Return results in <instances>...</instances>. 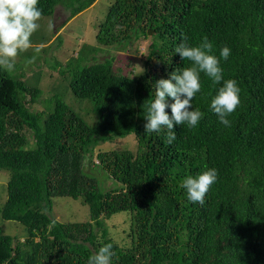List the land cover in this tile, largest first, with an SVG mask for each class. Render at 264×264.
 Returning a JSON list of instances; mask_svg holds the SVG:
<instances>
[{"label":"trees","instance_id":"trees-1","mask_svg":"<svg viewBox=\"0 0 264 264\" xmlns=\"http://www.w3.org/2000/svg\"><path fill=\"white\" fill-rule=\"evenodd\" d=\"M97 1L39 0L38 7L41 19L63 8L68 23ZM96 30L95 44L67 62L51 67L38 55L42 68L33 75L19 72L21 63L12 72L0 68V170L11 174L0 215L24 230L18 237L0 227V264H88L107 243L116 253L112 264H264V0H115ZM205 37L217 57L224 46L231 50L220 60L223 80L201 73L192 108L203 118L194 128L175 125L168 143V129L145 130L155 82L190 67L175 48ZM142 38L149 41L143 71L133 77L115 71L113 57L93 59ZM31 40L20 54L30 59L54 45L40 28ZM48 68L85 111L53 84L44 97L39 79ZM228 79L238 82L241 104L225 127L211 102ZM130 135L135 151L100 148ZM211 168L218 179L204 203L189 201L182 181ZM56 197L80 200L91 220L57 221ZM122 212L130 223L125 244L106 227Z\"/></svg>","mask_w":264,"mask_h":264},{"label":"clouds","instance_id":"clouds-1","mask_svg":"<svg viewBox=\"0 0 264 264\" xmlns=\"http://www.w3.org/2000/svg\"><path fill=\"white\" fill-rule=\"evenodd\" d=\"M38 5L39 0H0V68L8 72L14 71L16 58L33 47L31 37L39 29L38 22L42 18V9ZM35 51L38 53L40 48L37 47ZM230 51L229 47L224 46L220 57H217L213 54L212 43L206 37L197 46L180 43L175 52L182 60L190 61L191 66L169 73V78H161L155 82V99L150 103L145 118L146 132H159L161 128H166L169 130L168 143H171L176 139L173 131L175 125L196 127L203 118L199 109L192 108L193 98L201 91L200 75L204 73L219 84L223 80L220 60L226 61ZM35 60L36 56H33L26 62L32 64ZM240 92L238 82L228 79L223 82L211 102L219 123L225 127L231 126L228 117L241 104ZM169 98L173 103H169ZM169 108L171 116L166 111ZM217 179V170L211 168L195 178L186 177L181 186L186 190L189 201L203 204L206 194ZM115 255L113 245L107 243L89 257L88 264H112Z\"/></svg>","mask_w":264,"mask_h":264},{"label":"rangeland","instance_id":"rangeland-1","mask_svg":"<svg viewBox=\"0 0 264 264\" xmlns=\"http://www.w3.org/2000/svg\"><path fill=\"white\" fill-rule=\"evenodd\" d=\"M114 1L115 0H98L93 6L71 19L68 23H66L68 13L65 12L63 8L57 7L53 17L43 18L38 22L40 23L39 28L43 32H48V34H51V37L54 38V45L52 48H48L45 51L36 54V58H40V56L43 57L44 59H40V61H43L45 64H48L52 67L55 60H59L62 63L67 62L84 46H93V44H95L97 33L96 24L105 18L110 5ZM64 23L66 24L63 26ZM61 27L62 29H60ZM148 43V40L142 38V40L139 39V41H133L126 48H123L125 45L112 48L113 51L111 54L107 52L95 54L93 55V59H95L97 62H104L106 59L113 57L115 71H121L122 74L133 77L143 71V61L145 60L143 55H146L144 52L146 49V44ZM29 59L30 57H27L26 54L20 55L16 58L15 63H21L19 72L24 69L27 75L30 73L33 75L34 73L41 71L42 64L40 61L36 59L34 63L28 64L26 61ZM48 69V71L41 73V79H39L40 86L44 90V97L51 94L48 91L51 90L50 85L53 84L55 89L58 91L60 90L62 95L65 96L64 99L67 103L71 104L78 111H85V107H83L84 103H81L83 101L75 98L67 90L65 91L64 85L61 84L60 81L56 80L57 74L53 73L54 69ZM43 77H45L46 80L43 79ZM37 107L38 109H42L40 105ZM93 119L94 117H92V122L94 121ZM133 138L134 136L132 135L124 139L119 138L115 142H107L101 145L100 148L103 151L108 152L114 149L123 148L127 145L130 150L135 151V140ZM97 163L98 159H95V164ZM86 167L88 172L91 173L93 170H91V168L93 167ZM96 171L98 170L96 169ZM96 171L92 172L95 176ZM97 173L100 172L98 171ZM100 175L101 173L97 175V178L103 181ZM10 176V172L0 170V211L7 200V185L10 180ZM103 182L106 185V189L113 187V184L110 181L104 180ZM51 217L63 224L85 223L91 220V213L89 206L82 204L80 200H74L69 197H56L53 199ZM129 225V214L125 212L112 216L106 222V227L111 233L112 237H114V239H116V241L120 242L121 244H125L126 235L124 232L128 230ZM0 227H2L5 233L11 236L20 237L24 234V230L20 224L2 221L1 215Z\"/></svg>","mask_w":264,"mask_h":264},{"label":"water","instance_id":"water-1","mask_svg":"<svg viewBox=\"0 0 264 264\" xmlns=\"http://www.w3.org/2000/svg\"><path fill=\"white\" fill-rule=\"evenodd\" d=\"M148 35H149V36L152 35V31H149V32H148Z\"/></svg>","mask_w":264,"mask_h":264}]
</instances>
